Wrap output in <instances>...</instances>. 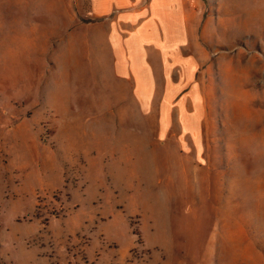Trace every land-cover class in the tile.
I'll list each match as a JSON object with an SVG mask.
<instances>
[{
    "label": "rangeland",
    "instance_id": "rangeland-1",
    "mask_svg": "<svg viewBox=\"0 0 264 264\" xmlns=\"http://www.w3.org/2000/svg\"><path fill=\"white\" fill-rule=\"evenodd\" d=\"M172 1L143 101L82 1L0 0V264H264V0Z\"/></svg>",
    "mask_w": 264,
    "mask_h": 264
},
{
    "label": "crops",
    "instance_id": "crops-1",
    "mask_svg": "<svg viewBox=\"0 0 264 264\" xmlns=\"http://www.w3.org/2000/svg\"><path fill=\"white\" fill-rule=\"evenodd\" d=\"M80 1L86 4V12L92 14V16L97 19H103L104 22L107 21L109 29V40L113 47L110 61L112 62L111 64L115 67L116 72L120 77H122V79H124L125 81L127 79L132 82L134 88L132 97L134 99L139 98L143 101L147 99L152 100L154 96V79L151 65L152 62L150 60V52H153V43L155 41V38L157 40L159 39V36L157 33H154L152 27V16L146 12H143V10L137 12V6L142 0ZM156 1L163 3L162 5H164V9L162 8V12L165 11V14H168V11L172 9L170 6L174 5V2L172 0ZM176 11L177 10H175L174 13H176ZM170 13L171 15L174 14L172 12ZM170 13L168 15H170ZM123 14L125 15L123 17L129 18L132 24H134V22L138 18L145 19L144 24L141 25L138 30L135 29L131 32L120 33L118 26L121 23L119 20L120 18H122ZM170 16H167V18H169ZM169 23L170 21H168L167 24L164 25V20L162 21L164 37H166L167 34L169 35L170 33L171 29H169L168 27ZM176 25V29H178L179 24ZM176 35L177 40L180 42V30ZM160 50H162L166 60L170 61V64L168 65L172 67L179 64L180 66V60L172 57L171 53L168 51L167 53H165L164 48Z\"/></svg>",
    "mask_w": 264,
    "mask_h": 264
}]
</instances>
